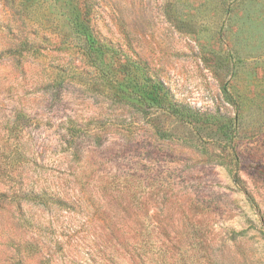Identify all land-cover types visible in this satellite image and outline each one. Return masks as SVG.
Here are the masks:
<instances>
[{
  "label": "rangeland",
  "instance_id": "374dc122",
  "mask_svg": "<svg viewBox=\"0 0 264 264\" xmlns=\"http://www.w3.org/2000/svg\"><path fill=\"white\" fill-rule=\"evenodd\" d=\"M0 264H264V0H0Z\"/></svg>",
  "mask_w": 264,
  "mask_h": 264
},
{
  "label": "trees",
  "instance_id": "16d2710c",
  "mask_svg": "<svg viewBox=\"0 0 264 264\" xmlns=\"http://www.w3.org/2000/svg\"><path fill=\"white\" fill-rule=\"evenodd\" d=\"M134 66L139 68V66L135 63H134ZM152 89L153 91H162V87L159 85V83H156V82L152 84Z\"/></svg>",
  "mask_w": 264,
  "mask_h": 264
}]
</instances>
